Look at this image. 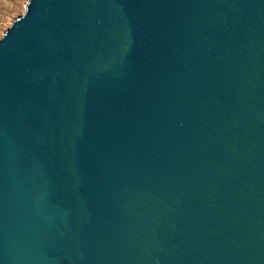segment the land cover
<instances>
[{"label":"water","instance_id":"water-1","mask_svg":"<svg viewBox=\"0 0 264 264\" xmlns=\"http://www.w3.org/2000/svg\"><path fill=\"white\" fill-rule=\"evenodd\" d=\"M0 264H264V0H28Z\"/></svg>","mask_w":264,"mask_h":264},{"label":"rangeland","instance_id":"rangeland-1","mask_svg":"<svg viewBox=\"0 0 264 264\" xmlns=\"http://www.w3.org/2000/svg\"><path fill=\"white\" fill-rule=\"evenodd\" d=\"M28 0H0V37L25 11Z\"/></svg>","mask_w":264,"mask_h":264}]
</instances>
